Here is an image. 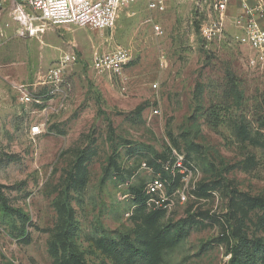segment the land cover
<instances>
[{"label": "rangeland", "instance_id": "374dc122", "mask_svg": "<svg viewBox=\"0 0 264 264\" xmlns=\"http://www.w3.org/2000/svg\"><path fill=\"white\" fill-rule=\"evenodd\" d=\"M156 1L110 29L38 22L21 38L0 0V264H228L223 235L264 264V62L233 23L239 0L210 40L212 0ZM116 47L123 81L91 67ZM67 54L62 84L45 83ZM172 151L182 171H163ZM155 176L165 209L147 203Z\"/></svg>", "mask_w": 264, "mask_h": 264}, {"label": "built area", "instance_id": "2783aa9c", "mask_svg": "<svg viewBox=\"0 0 264 264\" xmlns=\"http://www.w3.org/2000/svg\"><path fill=\"white\" fill-rule=\"evenodd\" d=\"M12 5V19L17 23V35L21 38L33 37L44 30L36 23L48 26H73L76 28H90L96 30L110 29L114 26L119 12L138 0H8ZM157 2V3H156ZM150 3L151 8L161 7V0ZM236 0H212L211 9L215 16L208 25L200 29L205 39H215L223 35V22L226 13ZM234 25L241 29L245 41L253 52L255 59L250 61L254 67L264 62V0H239ZM157 30V29H156ZM74 54L61 57L59 64L49 69L45 76V83L60 86L65 67L74 63ZM131 61L130 52L122 47L113 51L94 54L91 58V67L100 75L116 77L123 81V72ZM21 102H30L27 93L22 92ZM153 88H156L155 85ZM45 123L31 127L33 136L44 132ZM172 161L162 165L165 172L182 171V159L172 151ZM146 165L143 164V167ZM148 205L155 209L166 208V192L163 181L159 176L153 177L146 186Z\"/></svg>", "mask_w": 264, "mask_h": 264}, {"label": "trees", "instance_id": "16d2710c", "mask_svg": "<svg viewBox=\"0 0 264 264\" xmlns=\"http://www.w3.org/2000/svg\"><path fill=\"white\" fill-rule=\"evenodd\" d=\"M223 233L227 231L222 225ZM224 236V240L227 243V252L229 255L228 264H248V255H247V242L243 238H240L239 243H232L227 237Z\"/></svg>", "mask_w": 264, "mask_h": 264}]
</instances>
